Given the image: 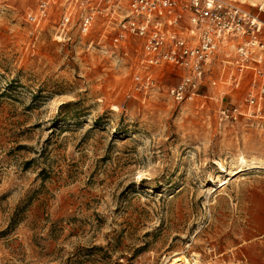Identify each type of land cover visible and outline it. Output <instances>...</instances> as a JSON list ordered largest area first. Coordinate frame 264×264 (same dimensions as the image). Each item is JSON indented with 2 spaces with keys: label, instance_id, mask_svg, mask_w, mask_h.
<instances>
[{
  "label": "rangeland",
  "instance_id": "obj_1",
  "mask_svg": "<svg viewBox=\"0 0 264 264\" xmlns=\"http://www.w3.org/2000/svg\"><path fill=\"white\" fill-rule=\"evenodd\" d=\"M41 1L0 0V264H264V119L137 91L139 47L57 35L64 0L37 28Z\"/></svg>",
  "mask_w": 264,
  "mask_h": 264
},
{
  "label": "built area",
  "instance_id": "obj_2",
  "mask_svg": "<svg viewBox=\"0 0 264 264\" xmlns=\"http://www.w3.org/2000/svg\"><path fill=\"white\" fill-rule=\"evenodd\" d=\"M57 35L70 38L73 19L82 35L98 20L114 45L142 51L143 74L135 89L146 91L173 75L168 93L177 103L202 99L219 104L222 121L264 119V12L236 0H64ZM58 0H42L27 21L38 28L51 18ZM221 85L215 97L203 91ZM234 101L230 90L239 93ZM230 98V100H229Z\"/></svg>",
  "mask_w": 264,
  "mask_h": 264
},
{
  "label": "bare ground",
  "instance_id": "obj_3",
  "mask_svg": "<svg viewBox=\"0 0 264 264\" xmlns=\"http://www.w3.org/2000/svg\"><path fill=\"white\" fill-rule=\"evenodd\" d=\"M27 1V0H26ZM236 1H240L244 4H248L250 6H255L257 5L258 3H262L263 4V8H264V0H236ZM254 161V160H253ZM264 164V160H261ZM249 162V160L244 157V156H240L239 159H238V165L241 166V165H245ZM223 168V170L225 171V166L222 165L221 166ZM238 172L236 170H234L232 172L233 175H236ZM213 179V178H212ZM214 183V182H212ZM223 185L226 184V182H223L222 183ZM262 256L261 255H258V258L257 260L260 261V260H264V258H261ZM189 263V258L185 255V254H179V253H174L172 254L169 258H168V261H167V264H188ZM261 263V261H260Z\"/></svg>",
  "mask_w": 264,
  "mask_h": 264
}]
</instances>
